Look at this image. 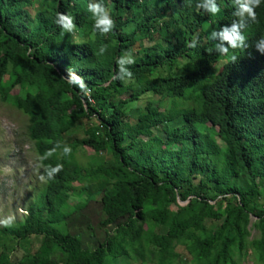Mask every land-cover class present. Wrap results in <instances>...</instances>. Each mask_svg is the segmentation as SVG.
Listing matches in <instances>:
<instances>
[{"label":"trees","instance_id":"16d2710c","mask_svg":"<svg viewBox=\"0 0 264 264\" xmlns=\"http://www.w3.org/2000/svg\"><path fill=\"white\" fill-rule=\"evenodd\" d=\"M40 1L0 0V97L27 117L46 184L41 207L0 228V264H264V3L253 19L246 0L215 14L208 0ZM233 27L242 41L223 37Z\"/></svg>","mask_w":264,"mask_h":264},{"label":"rangeland","instance_id":"374dc122","mask_svg":"<svg viewBox=\"0 0 264 264\" xmlns=\"http://www.w3.org/2000/svg\"><path fill=\"white\" fill-rule=\"evenodd\" d=\"M42 0L36 5L35 12L42 6ZM142 48L150 46L146 40ZM149 97H143L131 107L133 113H137L146 105ZM168 113L172 107V101H162L156 97ZM178 106V110L186 109L185 102ZM175 110V108H174ZM137 117H134L135 120ZM28 119L21 112L4 102L0 97V228L16 227L21 225L27 216L26 212L30 207L37 205L41 207L46 184L42 178V167L38 155L34 150L32 142L27 136ZM92 155L81 153L80 162L83 164L91 159ZM73 204L78 199L73 200ZM252 226L256 220L253 219ZM252 239L260 238V233L252 229ZM84 246L94 249L96 241L91 238L90 233L83 237ZM39 243L36 240H29L22 244L18 257L22 258L25 252L35 253ZM57 261L58 256L54 257ZM240 264H259L254 253L246 255Z\"/></svg>","mask_w":264,"mask_h":264},{"label":"clouds","instance_id":"9594fccd","mask_svg":"<svg viewBox=\"0 0 264 264\" xmlns=\"http://www.w3.org/2000/svg\"><path fill=\"white\" fill-rule=\"evenodd\" d=\"M264 3V0H246V2L240 4V12L239 15H247L248 17H251L255 19V12L254 8L258 7ZM205 7L208 8V10L215 14L219 11V8L217 4L215 3V0H208ZM88 12L92 14V17L94 18V28H98L101 33H108L112 31L114 27V21L113 18L110 16V13L99 3H90L88 5ZM55 23L58 25H62L63 30H71L72 29V19L68 15L57 13V17L55 20ZM223 37L230 42L235 43L236 41H242L243 37L239 34L236 27H233L230 31L225 30L223 33ZM261 51L264 52V43L261 44ZM119 64L121 65V72H124L126 75L131 76L132 73L127 72L123 65L126 62L125 59L121 58L119 61ZM67 82L71 85L73 83L79 85L82 89L84 88V85L81 81V79L69 72V79H67ZM70 152V149L68 147L64 148V153L67 154ZM59 168V165H57V168L51 169V171L48 173L49 176L52 175V173L56 172Z\"/></svg>","mask_w":264,"mask_h":264},{"label":"bare ground","instance_id":"6f19581e","mask_svg":"<svg viewBox=\"0 0 264 264\" xmlns=\"http://www.w3.org/2000/svg\"><path fill=\"white\" fill-rule=\"evenodd\" d=\"M211 20V19H210ZM212 49V48H211ZM209 57V56H208ZM226 69V68H225ZM32 209V208H31Z\"/></svg>","mask_w":264,"mask_h":264},{"label":"built area","instance_id":"2783aa9c","mask_svg":"<svg viewBox=\"0 0 264 264\" xmlns=\"http://www.w3.org/2000/svg\"><path fill=\"white\" fill-rule=\"evenodd\" d=\"M92 102V100H90Z\"/></svg>","mask_w":264,"mask_h":264}]
</instances>
